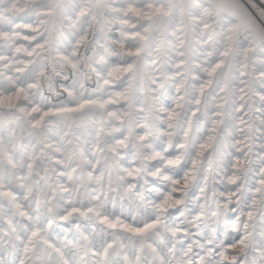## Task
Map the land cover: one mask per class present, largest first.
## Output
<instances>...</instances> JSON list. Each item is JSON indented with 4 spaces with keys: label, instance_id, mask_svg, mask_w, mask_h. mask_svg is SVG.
<instances>
[{
    "label": "snow or ice",
    "instance_id": "1",
    "mask_svg": "<svg viewBox=\"0 0 264 264\" xmlns=\"http://www.w3.org/2000/svg\"><path fill=\"white\" fill-rule=\"evenodd\" d=\"M0 264H264V0H0Z\"/></svg>",
    "mask_w": 264,
    "mask_h": 264
}]
</instances>
